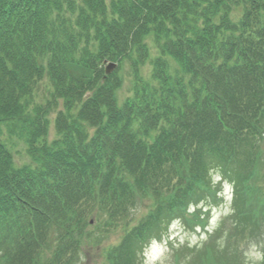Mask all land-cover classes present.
Segmentation results:
<instances>
[{
	"label": "trees",
	"instance_id": "obj_1",
	"mask_svg": "<svg viewBox=\"0 0 264 264\" xmlns=\"http://www.w3.org/2000/svg\"><path fill=\"white\" fill-rule=\"evenodd\" d=\"M150 38L159 56L145 81ZM125 63L133 96L120 105ZM44 81L50 98L30 111ZM7 124L37 168H16L0 143V264H76L89 219L152 200L157 212L105 254L143 264L168 221L215 202L217 171L232 212L174 264H246L238 244L264 238V0H0V136Z\"/></svg>",
	"mask_w": 264,
	"mask_h": 264
},
{
	"label": "rangeland",
	"instance_id": "obj_2",
	"mask_svg": "<svg viewBox=\"0 0 264 264\" xmlns=\"http://www.w3.org/2000/svg\"><path fill=\"white\" fill-rule=\"evenodd\" d=\"M110 1L111 0H107V3H110ZM65 15L69 17L67 12H65ZM241 15L242 9L240 8L232 14V18L233 20H239ZM147 44L150 49V60L147 62L146 66L141 69V74L145 81L151 80L150 77L153 70L152 64L155 58L159 56L151 38L147 40ZM108 65L109 64H106L105 67ZM66 68L68 75L73 79L89 82L93 78V72L83 66L68 64ZM118 68L119 67H117L114 72L118 71ZM120 74L123 79V86L118 92V101L120 105H123L127 98L133 96L134 75L127 63L124 64ZM50 93L51 87L48 81L41 83L39 90L34 96L35 98L32 99L29 110L31 111L35 104H46L47 99L50 98ZM61 110H63V108L60 103L58 111ZM58 111L52 112L49 116L50 128L46 139L49 145L59 138L54 128ZM20 129L21 127L19 124H16V128H13L11 124L4 125L3 133L0 136V143L4 144L10 150L16 168L29 167L36 169L37 166L27 154V144L25 138L20 136ZM217 176L221 178L219 171L214 172L212 175V183L215 187L214 191L216 192V196L213 199L215 202H201L198 207H193L190 212L185 215L186 221L183 218L168 221L167 223L169 225L167 229L162 232V236L147 242V246L144 247L146 250L142 256V262L145 256L151 260L163 259L164 264H174V261L178 257L180 261L183 262L185 260L184 258L189 255V253L185 251L186 247L200 248L210 240L215 230L218 229L224 219L231 214L234 203L230 184L225 183V181L221 182L220 179H217ZM176 183H178L177 177L171 181V185ZM136 203H138L136 206L129 207L122 215H110V217L113 216V218H110L109 215H104L100 220H96V218L92 220L89 219L91 224L87 227L86 232L91 237L90 240H85L84 243L80 245V260H77L75 257L76 260H74L76 264H107L105 256L106 251H111L113 248L120 245L132 228L137 225L139 227L143 225L147 222L148 217L155 214L158 210V204L152 200L137 201ZM202 206L205 209L202 210L203 215L199 217L195 212ZM194 217H196V220ZM153 240H155L156 243H153ZM171 243L174 245V250L171 248ZM165 244L167 251L164 250ZM233 244H236L235 241ZM263 244L264 238L253 244L247 241L239 243L240 252L238 250V255L246 264H259L261 261V251L263 250L262 247H264ZM149 245L151 246L149 247ZM175 250L180 251L176 252Z\"/></svg>",
	"mask_w": 264,
	"mask_h": 264
},
{
	"label": "clouds",
	"instance_id": "obj_3",
	"mask_svg": "<svg viewBox=\"0 0 264 264\" xmlns=\"http://www.w3.org/2000/svg\"><path fill=\"white\" fill-rule=\"evenodd\" d=\"M217 179H220V177L217 176ZM225 183H227V182H225ZM153 243H156V241L153 240ZM150 246L151 245H149V247ZM164 250L167 251L166 244L164 245ZM143 264H164V260L163 259L151 260V259L147 258V256H145Z\"/></svg>",
	"mask_w": 264,
	"mask_h": 264
},
{
	"label": "water",
	"instance_id": "obj_4",
	"mask_svg": "<svg viewBox=\"0 0 264 264\" xmlns=\"http://www.w3.org/2000/svg\"><path fill=\"white\" fill-rule=\"evenodd\" d=\"M115 69H116V65L115 64L108 65L107 68H106V74L110 75Z\"/></svg>",
	"mask_w": 264,
	"mask_h": 264
}]
</instances>
